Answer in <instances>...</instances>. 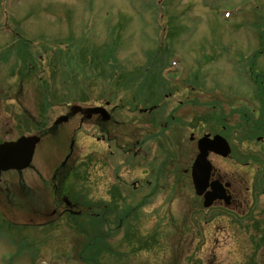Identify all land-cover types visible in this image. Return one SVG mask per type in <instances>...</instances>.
Returning <instances> with one entry per match:
<instances>
[{"label":"rangeland","instance_id":"1","mask_svg":"<svg viewBox=\"0 0 264 264\" xmlns=\"http://www.w3.org/2000/svg\"><path fill=\"white\" fill-rule=\"evenodd\" d=\"M25 44L22 51L43 58L39 71L22 81L16 52ZM68 47L80 76L63 85L65 71L50 59ZM109 47L117 48L119 76L111 77L112 68L88 73L81 49L100 61ZM1 53L10 60L0 65V130L8 118L4 132L11 139L36 133L21 121L37 120L42 105L48 110L41 121L52 127L70 105L106 106L114 98L107 106L112 120L102 125L112 147L95 139L100 130L91 121L80 126L78 115L42 138L33 167L22 172L23 186H39V195L23 194L15 172L2 175L0 185L9 181L15 195L0 192V264H264L262 241L249 229L263 214L256 211L264 195L248 189L253 177L260 182L264 140L258 136L264 134L243 127L244 118L264 114V0H0ZM42 85L46 97L53 93L62 102L50 107ZM137 93L142 97H131ZM206 132L225 135L233 146L231 158H209L236 180L234 210L204 208L194 193L189 169L197 148L190 138ZM55 168L61 189L84 197L83 214L31 228L53 210L42 180L54 177ZM32 247L38 259L29 257Z\"/></svg>","mask_w":264,"mask_h":264},{"label":"flooded vegetation","instance_id":"2","mask_svg":"<svg viewBox=\"0 0 264 264\" xmlns=\"http://www.w3.org/2000/svg\"><path fill=\"white\" fill-rule=\"evenodd\" d=\"M131 97H139V96L133 95ZM1 112H2V110L0 109V123H1V126H2L3 123H4V116L1 114ZM78 115L81 116V120H79V123H80V125H82L85 122V119L82 117L81 114H78ZM89 121H91L93 123V126H96L100 130L101 136L99 137V139L106 140V141H109V142L111 141L110 131H108L105 127L104 128L102 127V125H104L106 123H104L102 121V116L101 115H94V116H92V118ZM5 124H6L5 127H7L9 125L8 118L6 119ZM4 128H2L0 130V136H1L0 139L2 141L11 140L10 137H8V134L5 135ZM2 141H0V143ZM126 153L127 154H132V155H135V156H137V154H138L137 151H135V150L133 151L131 149H129ZM69 158L70 157H68L67 160H69ZM94 162H95V160H94ZM65 163H63V164H65ZM92 169H94V168H92ZM95 169H97V167ZM55 170H56V168H55ZM58 171L59 170L55 171L54 177H53L54 173H52V175L49 178V180H44V179L42 180L43 181V185H44V189H45L44 191L47 192V195H49V198H50L48 204L51 205V208H53V210L51 212H43L42 213V217H43L42 225L43 226H45V225L46 226H50L53 223L57 222L58 219H61V215H62L63 211H72V212H76L75 214H81V215L83 214V211H84L83 206L82 205H80V206L78 205V204H81V203L83 204V198H84L83 196L77 195V199H80L78 201H73L71 199H70L71 201L68 200L70 202V205H68L70 208H67L65 206L67 197H70V195L69 194L67 195L65 192H63L61 190V188H60V183L58 184V181H56V178H57V175H58L57 174ZM263 172H264V166H263ZM213 178L214 179H218L219 181H221L223 183H226V178L227 177L223 176L221 173L216 172V170H215ZM254 180H255V177L252 178L251 187H248V189L250 190L252 188V191L253 192L256 191V193L259 194V195H260V192L257 189H260L261 190V194L264 195V176H263L262 179H260V182L257 184V186L253 183ZM18 182H20L19 185L21 187H23V190H22L23 194L28 195V196H32V197L35 196V195H39L38 194L39 190L37 189L39 186H34V187L28 186V187H25L26 185L24 184V181H23L22 177H19L18 181L15 184L18 185ZM230 184H231V186H230V188H229V190L227 192L228 195L230 196V206L227 209H233L234 210L236 208V205H237V194H238V191L236 189V185H237L236 184V180L233 179L230 182ZM23 185H25V186H23ZM0 192L4 193L5 196H9V197L11 195L15 194V190L12 189V186L10 185V182L7 181V180L3 181L2 185H0ZM63 195L67 196V197H64ZM222 205H224V204H223V202L220 201V202H217L216 206H222ZM249 208H251V206ZM45 209L48 211V209H50V206H47ZM254 209L255 208H253V210ZM256 212L257 213H261L262 212L263 214L259 215L258 217L254 216L252 218V220L249 222L250 235L258 236L259 237V241H262L261 248L264 249V205L262 207V210H257ZM263 256H264L263 252L259 254V257H262L264 259Z\"/></svg>","mask_w":264,"mask_h":264},{"label":"water","instance_id":"3","mask_svg":"<svg viewBox=\"0 0 264 264\" xmlns=\"http://www.w3.org/2000/svg\"><path fill=\"white\" fill-rule=\"evenodd\" d=\"M78 112H83L86 119L91 118L93 114L97 113L102 114L103 120L110 119L109 113L106 109L101 107L86 109L77 105L71 107L72 115ZM67 120L68 116H62L56 120L55 124L58 125ZM39 141V136H23L17 141L0 144V174L2 171L10 169L22 170L28 167L33 159L35 148ZM199 148L201 152L193 166V179L197 192L202 194L205 192L211 174V164L208 161L209 152L214 151L227 156L230 153V149L226 140L220 136H216L214 140H210L209 136H205L199 141ZM218 183L219 182H217L216 185H218ZM210 195L214 197L206 202V206L211 205L216 197L221 196L219 191L211 193ZM221 199H225L226 203H229V197L225 198L224 195H222Z\"/></svg>","mask_w":264,"mask_h":264},{"label":"trees","instance_id":"4","mask_svg":"<svg viewBox=\"0 0 264 264\" xmlns=\"http://www.w3.org/2000/svg\"><path fill=\"white\" fill-rule=\"evenodd\" d=\"M22 47H25L22 49ZM21 47V50L17 51L16 52V62H17V65H15V69L19 68V65H21V67L25 70H28V71H31V66H33L34 64L36 65V58L33 57V55L31 53H28L25 51H22V50H26V44L23 45ZM116 47V46H115ZM115 47H109L108 48V51L104 53V57L102 58V60H93L92 58H89V53L91 52V50H88L87 48H83L81 49V54H82V57H83V67H90L93 65V68L95 69H98V68H102L103 71L106 70L107 68H112L113 71L111 73V77H118L119 74H118V70H120V65L119 63L116 61L115 59ZM75 52H71L68 53L66 51L64 52H60V51H56L53 53V56L52 58L50 59V62L52 64V66L54 65L55 66V70L58 69V70H61V68L63 70H66V77L70 78V81L72 83H74L75 80H78L79 79V76L80 74L78 73V70L75 69V67H70V62L71 60L72 61H75L76 60V57L74 55ZM77 56H80L78 53H80L78 50H77ZM91 55V53H90ZM73 58V59H72ZM9 55L7 53H1L0 55V65H3L5 63H8L9 62ZM13 69V70H15ZM87 69V68H86ZM122 73V72H121ZM23 75V72L21 73ZM98 76V74H97ZM98 79V78H97ZM132 81L134 80L133 78H131ZM129 79L128 77L124 79V85L126 84H129ZM80 82H76V87H73L72 86V89H75V91H77L79 88L80 85H78ZM81 84V83H80ZM63 85H67V84H63ZM65 87L63 86L62 89H64ZM122 89V88H120ZM46 90L47 92V87L45 85V87H43V91ZM53 92L57 94V96L59 95L60 97V93H61V89L60 88H57V87H53ZM119 90V89H118ZM149 92H153L152 90H149ZM51 96L53 95V93H50ZM58 98V97H57ZM110 99H113L114 97H109ZM55 101V100H53ZM57 101H60V100H57ZM47 103L50 104V100L49 98H47Z\"/></svg>","mask_w":264,"mask_h":264}]
</instances>
